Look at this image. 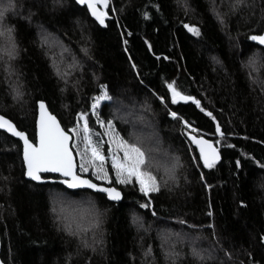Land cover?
<instances>
[{"label": "trees", "instance_id": "1", "mask_svg": "<svg viewBox=\"0 0 264 264\" xmlns=\"http://www.w3.org/2000/svg\"><path fill=\"white\" fill-rule=\"evenodd\" d=\"M14 3L4 21L14 26L13 58L4 46L7 37L0 36V115L35 142L37 104L44 100L66 131L76 125L77 113L87 111L90 128L102 133L90 105L103 84L113 100L102 102L101 118L114 119L127 137L132 120L117 119L113 103L137 106L156 128L162 149L178 158L179 170L176 184H162L150 193L147 209L140 207L149 198L138 185H116L112 177L111 186L124 196L113 203L103 194L26 180L20 141L0 132L4 264H264V169L255 163H264V48L249 39L264 33V0H245L234 11L233 0H109L107 26L74 0ZM185 24L195 25L200 35ZM43 35L64 45L73 70L62 73L55 67L41 44ZM255 53L262 57L252 67L248 62ZM173 80L216 119L191 101L171 104L167 82ZM169 110L198 130L192 134L215 143L220 163L212 169L203 166L188 135L191 129ZM216 123L225 132L223 138ZM152 148L147 147L149 156ZM77 161L79 165L78 156ZM82 175L102 183L91 170ZM78 195L95 211L81 231L69 230L57 216V198ZM134 216L140 217L141 226L133 223ZM94 219L99 226L89 227ZM165 227L204 239L209 250L205 259L192 255L194 244L177 246L182 256L168 258L158 237Z\"/></svg>", "mask_w": 264, "mask_h": 264}, {"label": "snow or ice", "instance_id": "2", "mask_svg": "<svg viewBox=\"0 0 264 264\" xmlns=\"http://www.w3.org/2000/svg\"><path fill=\"white\" fill-rule=\"evenodd\" d=\"M76 2L80 5H85L91 16L100 25L107 26L106 18L108 17V11L106 9L109 8V0H76ZM244 4L245 0H233L232 10L234 11ZM15 7L14 0H7V4L0 5V36L7 37L6 43L10 59L16 54L14 26H5L4 21L7 14L13 11ZM144 15L147 17L148 13L145 12ZM220 19L221 23H223V18L220 17ZM184 27L194 35H200L199 28L195 25L185 24ZM249 39L264 46V33L251 35ZM45 42L47 41L45 40ZM124 43H127V41ZM149 48H151V45H149ZM165 59H168V57H165ZM249 63L254 64L255 61L250 58ZM132 68H136L135 63L132 64ZM99 88L100 94L92 98L90 110L91 114L96 117L95 123L104 129L102 133H94L93 129L90 128V117L87 111L77 113L76 125L66 131L61 127L57 117L48 110L44 100L38 101L37 143H33L24 131L19 130L16 124L4 115H0V129L18 137L23 142L22 156L26 167L25 175L31 180L44 182L45 180L51 179V177H46L42 173H58L63 178L59 182L67 185L69 188L86 186L87 188L106 194L113 201H119L122 199V193L118 187L111 186L113 179L107 167L110 163L111 171L115 177V184L124 186L138 185L139 192L149 198L140 207L150 208V193L158 192L160 189V181L153 171L154 161L149 158L148 150L143 147L139 137H136L135 140L126 139L117 129L114 119L110 118L105 120L101 118L99 110L102 102L112 101L113 97L109 94L106 85L101 84ZM167 90L170 93L171 104L175 105L181 101H191L202 112H206L207 116L213 120L216 119L211 111H206L201 106L199 99L185 94L177 86L175 80L167 82ZM21 95L22 93L17 89L16 97ZM159 99L163 103L165 97L161 96ZM168 114L173 119L183 121L185 127L191 129L188 135L191 143L196 145L199 150V159L203 161V166L208 169L214 168L216 163L221 159L219 149L212 141L204 139L203 136L192 134L198 130L192 128L189 122L184 120L177 111L169 110ZM215 131L221 138L225 136V132L221 130L219 123H216ZM94 135L97 139H93ZM129 135L131 136V133ZM105 145H107L106 150ZM77 156L79 157V165L76 163ZM255 163L264 169V163L260 161H255ZM236 165L237 167L240 166L239 160L236 161ZM177 166H179L178 159L168 172L172 178H174V171ZM90 170L94 179L102 183H94L92 179L82 175L83 173H88ZM201 179H203V174H201ZM104 183H107L109 186H104ZM208 187H211V185H208ZM209 215H211V212H209ZM138 219V217L134 216L133 223H136ZM98 226V219H94L89 225V227ZM66 227L71 230L70 225H66ZM261 240L264 242V236L261 237ZM170 255L174 257L176 254L171 253ZM192 255L200 260L205 259L195 248L192 249ZM0 264H3V262L0 261Z\"/></svg>", "mask_w": 264, "mask_h": 264}, {"label": "rangeland", "instance_id": "3", "mask_svg": "<svg viewBox=\"0 0 264 264\" xmlns=\"http://www.w3.org/2000/svg\"><path fill=\"white\" fill-rule=\"evenodd\" d=\"M4 4H7V0H0V5ZM41 38V44L50 51L52 59H54L55 67L58 70L60 69L62 73L65 71L73 70L74 64H72L70 60L71 57L69 53L64 54L66 51L64 45L59 42L58 39H54L46 35H43ZM45 40L47 42H45ZM4 46H7V43H5ZM253 56V60L255 61V63H248L252 67H255V65L259 64V62L261 61L262 55L255 53ZM113 105L114 116L117 119L121 118L122 120L124 119V121L129 119L132 120V125H130L132 129V131H130L131 136L128 135L125 138L129 139V137H131V140H135L136 137H139L143 144V147L146 150H148L147 147H154L150 151L151 156H149V158L154 161L153 171L154 174H156L157 179L160 181V185L165 184L168 186L169 184H176V182L178 181L176 177L177 171L179 170L178 166L175 168L174 178H172L168 174V172L172 168L173 164L176 163L178 158L176 156H170L168 152H165L162 149V144L157 140L158 135L153 123L150 122L148 117L144 116L141 113L142 110H140L137 106L129 107L123 100H116ZM148 116H150L149 113ZM160 144L161 146L159 147ZM107 167L109 169L110 175L114 177V173H112L111 171L110 163L107 165ZM156 170L160 172L157 173ZM159 173H161V175H159ZM82 197L84 196L78 195L74 198H57V200H59L56 206L58 208L57 216L59 218H62L65 221L66 225H70L71 228L77 231H81L83 228H85V223L91 221L93 213L95 211V206L90 205L91 203H87V199H85V197ZM84 208H87L90 213H87ZM134 224L137 226H141L140 224L142 223L138 219V221ZM181 233L182 232L173 231L168 227H165L164 230H161L159 232L158 237L166 248V250L164 251L167 254L166 256L168 258L175 259L181 257L182 255L178 251L184 249L187 244L190 246L194 244L195 246L193 248L197 249L201 253V255H206V253H208L209 250L207 249V247H204V239L193 238L190 235L188 236V234L184 235ZM177 246L181 247V249L177 248ZM171 253H175L176 255L173 257L172 255H170Z\"/></svg>", "mask_w": 264, "mask_h": 264}, {"label": "water", "instance_id": "4", "mask_svg": "<svg viewBox=\"0 0 264 264\" xmlns=\"http://www.w3.org/2000/svg\"><path fill=\"white\" fill-rule=\"evenodd\" d=\"M75 2H76V0H74ZM77 3V2H76ZM78 4V3H77ZM79 6H81V7H86L85 5H80V4H78ZM87 8V7H86ZM106 11H108V9H106ZM89 12V11H88ZM89 14H90V12H89ZM91 15V14H90ZM92 17V16H91ZM94 20H95V18L94 17H92ZM110 18V16H109V13H108V17L106 18V20L107 19H109ZM96 21V20H95ZM97 22V21H96ZM98 23V22H97ZM99 24V23H98ZM102 26V25H101ZM255 42V41H254ZM255 43H257L258 44V42H255ZM261 46V45H260ZM261 47H263L264 48V46H261ZM180 103H187V102H183V101H181ZM47 105V104H46ZM48 107V106H47ZM48 110H49V108H48ZM50 111V110H49ZM51 112V111H50ZM52 113V112H51ZM53 114V113H52ZM54 115V114H53ZM7 118V117H6ZM38 118H39V105L37 104V118H36V141L35 142H33V143H37V132H38V128H37V120H38ZM9 119V118H8ZM58 119V118H57ZM59 120V119H58ZM59 122H60V120H59ZM60 124H61V122H60ZM61 127H63L62 126V124H61ZM18 128V127H17ZM0 132H4L5 134H7L8 136H10V137H12V138H14V139H16V140H18V141H20V143H21V145H22V150H23V142L18 138V137H15V136H13V135H11L10 133H8V132H6L5 130H3V129H0ZM26 133V132H25ZM27 134V133H26ZM27 136H28V134H27ZM28 138H29V136H28ZM203 138L204 139H206V140H209V141H212V140H210V139H208L206 136H203ZM30 139V138H29ZM213 142V141H212ZM213 144L215 145V143L213 142ZM195 147H196V145H194ZM216 146V145H215ZM217 147V146H216ZM196 149L198 150V148L196 147ZM219 152H220V150H219ZM198 153H199V150H198ZM220 156H221V159L216 163V165L218 164V163H220L221 162V160H222V155H221V152H220ZM22 159H23V156H22ZM202 161V160H201ZM24 163V162H23ZM76 163H77V157H76ZM202 163H203V161H202ZM77 165H78V163H77ZM24 168H25V172H26V167H25V165H24ZM77 171H78V168H77ZM42 175H53V176H58L59 177V179L58 180H53V179H48V180H45L44 182H37V181H33V180H31L28 176H26L25 175V178H26V180H28V181H31V182H34V183H36V184H39V185H45V184H48V183H59V184H61V185H63L67 190H69V191H71V192H77V191H91V192H94V193H99V194H103V195H105L106 196V198L110 201V202H113V203H119V202H121L122 200H123V198H124V196H123V192L121 191V193H122V199L121 200H119V201H113V200H111V199H109L108 197H107V195L106 194H104V193H101V192H98V191H96V190H94V189H90V188H87L86 186H84V187H78V188H69L67 185H65V184H62V183H60L59 181L61 180V179H63L62 177H60V175L58 174V173H42ZM90 179V178H89ZM94 182V181H93ZM94 183H96V182H94ZM104 186H106V185H104ZM1 251H2V239H1V234H0V261H2V258H1ZM3 262V261H2ZM3 264H4V262H3Z\"/></svg>", "mask_w": 264, "mask_h": 264}, {"label": "bare ground", "instance_id": "5", "mask_svg": "<svg viewBox=\"0 0 264 264\" xmlns=\"http://www.w3.org/2000/svg\"><path fill=\"white\" fill-rule=\"evenodd\" d=\"M53 176V175H52ZM59 179V178H58Z\"/></svg>", "mask_w": 264, "mask_h": 264}]
</instances>
